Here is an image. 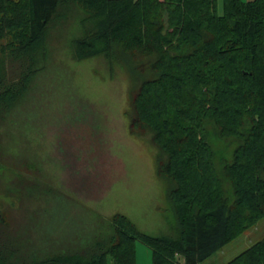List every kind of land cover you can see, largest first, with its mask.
I'll return each instance as SVG.
<instances>
[{
  "label": "trees",
  "instance_id": "trees-1",
  "mask_svg": "<svg viewBox=\"0 0 264 264\" xmlns=\"http://www.w3.org/2000/svg\"><path fill=\"white\" fill-rule=\"evenodd\" d=\"M69 22L74 60L126 72L128 133L156 150L177 233L115 214L104 237L30 250L0 212V264H137V242L150 264H199L264 219V0L221 12L217 0H0V130L47 66L50 29ZM209 130L234 145L220 171ZM226 264H264V235Z\"/></svg>",
  "mask_w": 264,
  "mask_h": 264
},
{
  "label": "rangeland",
  "instance_id": "rangeland-1",
  "mask_svg": "<svg viewBox=\"0 0 264 264\" xmlns=\"http://www.w3.org/2000/svg\"><path fill=\"white\" fill-rule=\"evenodd\" d=\"M79 35L77 22L50 29L47 66L0 130V212L8 230L27 234L30 250L51 252L104 237L111 217L122 214L142 233L174 238L156 150L128 133V76L101 56L74 60L69 43ZM208 142L220 171L234 145L211 130ZM263 235L264 219L199 264H226ZM135 249L137 264H150V250L141 242Z\"/></svg>",
  "mask_w": 264,
  "mask_h": 264
}]
</instances>
